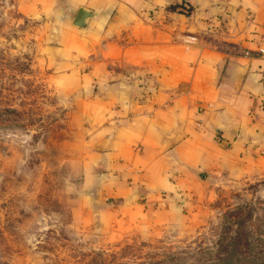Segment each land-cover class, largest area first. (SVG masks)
Returning <instances> with one entry per match:
<instances>
[{
    "label": "crops",
    "instance_id": "1",
    "mask_svg": "<svg viewBox=\"0 0 264 264\" xmlns=\"http://www.w3.org/2000/svg\"><path fill=\"white\" fill-rule=\"evenodd\" d=\"M176 1L22 4L48 18L45 58L79 93L84 212L108 233L196 210L214 177L264 174V0Z\"/></svg>",
    "mask_w": 264,
    "mask_h": 264
},
{
    "label": "rangeland",
    "instance_id": "2",
    "mask_svg": "<svg viewBox=\"0 0 264 264\" xmlns=\"http://www.w3.org/2000/svg\"><path fill=\"white\" fill-rule=\"evenodd\" d=\"M23 1L0 0V264H264V174L214 177L197 212L150 228L89 219L79 93Z\"/></svg>",
    "mask_w": 264,
    "mask_h": 264
},
{
    "label": "water",
    "instance_id": "3",
    "mask_svg": "<svg viewBox=\"0 0 264 264\" xmlns=\"http://www.w3.org/2000/svg\"><path fill=\"white\" fill-rule=\"evenodd\" d=\"M94 14V10L89 9L85 6H80L74 18V24L84 28L86 26L88 18H90Z\"/></svg>",
    "mask_w": 264,
    "mask_h": 264
},
{
    "label": "trees",
    "instance_id": "4",
    "mask_svg": "<svg viewBox=\"0 0 264 264\" xmlns=\"http://www.w3.org/2000/svg\"><path fill=\"white\" fill-rule=\"evenodd\" d=\"M183 6V8H185L184 10H186V12H191L192 11V8H193V5H191L190 3L184 1V0H178L174 3H171V6L172 7H176V6Z\"/></svg>",
    "mask_w": 264,
    "mask_h": 264
}]
</instances>
